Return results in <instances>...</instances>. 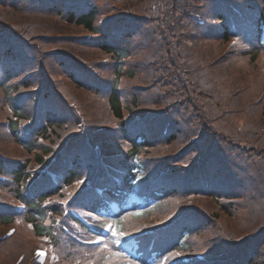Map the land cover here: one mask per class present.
<instances>
[{
	"label": "trees",
	"instance_id": "1",
	"mask_svg": "<svg viewBox=\"0 0 264 264\" xmlns=\"http://www.w3.org/2000/svg\"><path fill=\"white\" fill-rule=\"evenodd\" d=\"M0 264H264V0H0Z\"/></svg>",
	"mask_w": 264,
	"mask_h": 264
},
{
	"label": "snow or ice",
	"instance_id": "2",
	"mask_svg": "<svg viewBox=\"0 0 264 264\" xmlns=\"http://www.w3.org/2000/svg\"><path fill=\"white\" fill-rule=\"evenodd\" d=\"M102 228L105 231L111 232V228L110 227H104V226H102ZM113 234L115 235V233H113ZM124 235H125L124 233H120L118 238H122ZM88 242L89 243H94L95 245H97V247H99L101 244H103V241L100 238H96V239L90 240ZM104 247H107V245H104ZM39 255H44V253L41 252V253H39ZM116 255L119 256V255H122V254L121 253H116Z\"/></svg>",
	"mask_w": 264,
	"mask_h": 264
},
{
	"label": "bare ground",
	"instance_id": "3",
	"mask_svg": "<svg viewBox=\"0 0 264 264\" xmlns=\"http://www.w3.org/2000/svg\"><path fill=\"white\" fill-rule=\"evenodd\" d=\"M39 253H41V252H36L37 255H39ZM39 256H43V255H39Z\"/></svg>",
	"mask_w": 264,
	"mask_h": 264
},
{
	"label": "rangeland",
	"instance_id": "4",
	"mask_svg": "<svg viewBox=\"0 0 264 264\" xmlns=\"http://www.w3.org/2000/svg\"><path fill=\"white\" fill-rule=\"evenodd\" d=\"M3 234H6V233L3 232ZM34 255L37 256L36 254H34Z\"/></svg>",
	"mask_w": 264,
	"mask_h": 264
}]
</instances>
